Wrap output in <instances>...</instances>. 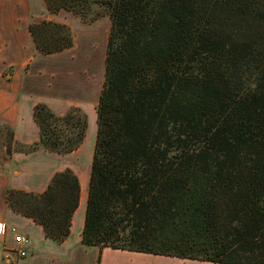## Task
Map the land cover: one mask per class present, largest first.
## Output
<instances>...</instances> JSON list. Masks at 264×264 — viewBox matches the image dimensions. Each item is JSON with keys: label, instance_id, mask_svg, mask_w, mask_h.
<instances>
[{"label": "trees", "instance_id": "trees-1", "mask_svg": "<svg viewBox=\"0 0 264 264\" xmlns=\"http://www.w3.org/2000/svg\"><path fill=\"white\" fill-rule=\"evenodd\" d=\"M83 23L110 20L81 242L213 264H264V0H44ZM29 33L41 55L72 48L65 25ZM34 152L67 155L86 115L33 108ZM8 208L60 244L76 175Z\"/></svg>", "mask_w": 264, "mask_h": 264}, {"label": "crops", "instance_id": "crops-1", "mask_svg": "<svg viewBox=\"0 0 264 264\" xmlns=\"http://www.w3.org/2000/svg\"><path fill=\"white\" fill-rule=\"evenodd\" d=\"M42 21L70 28L72 48L41 55L28 28ZM95 24L96 21L85 24L64 10L49 14L44 0H0V119L12 129L15 142L31 146L38 141V128L32 120L33 108L38 104L46 105L58 116L71 108H79L88 119L82 144L70 154L57 155L44 150L28 155L18 153L13 157V171L10 174L5 168L7 164L4 156L0 153V223L15 228L18 234L28 239L26 256L20 258L14 251L17 249L14 235L7 231L4 236H0V264H147L158 260L173 261L175 264H213L88 247L81 242L96 136L94 133L90 153L82 157L88 133L91 131V135L93 128L96 132V54L84 50L83 40H79L80 45L77 43L73 25L76 28ZM104 32L106 44L108 37ZM92 39L96 41V36L91 35L87 41ZM38 160L40 165L36 163ZM65 169H70L78 178L80 202L72 217L69 236L57 244L44 236L40 225L13 213L6 204L5 195L8 189L41 194L52 176Z\"/></svg>", "mask_w": 264, "mask_h": 264}, {"label": "rangeland", "instance_id": "rangeland-1", "mask_svg": "<svg viewBox=\"0 0 264 264\" xmlns=\"http://www.w3.org/2000/svg\"><path fill=\"white\" fill-rule=\"evenodd\" d=\"M110 25H111L110 20L106 15H104L103 17L96 20V24L92 25L90 27H88V26H86V27L77 26L75 28V26L73 25L74 30H76L75 35L77 36V38H76L77 43L79 44V40H83L84 50L85 51L90 50L91 51L90 54H94V55L96 54V57H95L96 58V102H97V98L99 96V92L102 89V86H100V85L103 84V80H104V59H105L106 46H107V43L106 44L104 43V33H105L104 30L106 31V35L108 37ZM91 35H93L94 37L96 36V41H94L93 39L91 41H87L88 37H91ZM94 46H95V48H93ZM93 61H95V60H93ZM89 123H91V122H89ZM87 127H88V121H87ZM94 130H95V128H93V132L91 135H90L91 131L87 135L88 142H86L85 152H84V155H82V157L84 156V158L90 153L89 148L92 147L93 136H94V133H96V132H94ZM31 146H24V145H20V144L16 143L14 140V134H13L12 129L7 125L6 122H4L3 120L0 119V153H2L4 156V159H5L6 164H7L5 166V168L9 170L10 174L13 171V167L11 164L14 163L13 157L15 154L19 153V154H27L28 155L31 153H35L39 150H42V149H38V150L32 152V151H30ZM8 162L10 164H8ZM36 163H37V165H40L39 160ZM147 264H175V263H173V261L158 260V261H153V262L150 261ZM192 264H199V263L195 262ZM202 264H207V263H202Z\"/></svg>", "mask_w": 264, "mask_h": 264}, {"label": "built area", "instance_id": "built-area-1", "mask_svg": "<svg viewBox=\"0 0 264 264\" xmlns=\"http://www.w3.org/2000/svg\"><path fill=\"white\" fill-rule=\"evenodd\" d=\"M7 231H10V233L14 235V242L17 246V249H14L15 253H17L20 258L25 257V246L28 245V239L23 235L18 234L15 228H8L5 223H0V236H4Z\"/></svg>", "mask_w": 264, "mask_h": 264}]
</instances>
